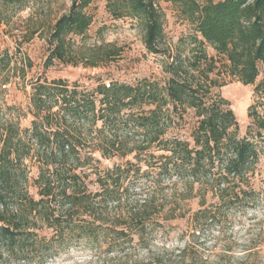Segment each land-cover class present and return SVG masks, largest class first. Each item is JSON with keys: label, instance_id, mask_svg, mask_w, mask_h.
Here are the masks:
<instances>
[{"label": "trees", "instance_id": "obj_1", "mask_svg": "<svg viewBox=\"0 0 264 264\" xmlns=\"http://www.w3.org/2000/svg\"><path fill=\"white\" fill-rule=\"evenodd\" d=\"M166 1L179 6L203 40L194 38L191 55L171 57L164 84L112 80L88 89L77 81L38 78L31 82L29 127L21 126L14 106L0 103V259L46 264L74 248L89 253V264H194L192 249L207 242L206 231L230 212L256 206L260 193L251 180L264 156V117L252 104L253 121L240 136L230 102L212 91L219 84L210 74L218 66L204 43L225 58L222 67L231 78L254 84L264 66V0ZM89 3L71 0L57 19L46 66L58 59L95 67L121 54L114 42L73 53L68 36L86 34ZM108 8L116 18L142 21L147 49L163 51V14L156 0H109ZM11 60L0 52L2 85L11 79ZM255 94L264 98V79ZM188 110L198 118L191 139L170 135ZM96 153L134 161L101 170ZM30 162L38 170L33 179ZM91 168L95 190L88 181ZM181 219L189 231L183 237L195 241L188 238L174 248V222ZM229 251L215 246L214 264L224 263ZM245 251L235 264L248 262L252 251Z\"/></svg>", "mask_w": 264, "mask_h": 264}, {"label": "rangeland", "instance_id": "obj_2", "mask_svg": "<svg viewBox=\"0 0 264 264\" xmlns=\"http://www.w3.org/2000/svg\"><path fill=\"white\" fill-rule=\"evenodd\" d=\"M206 1L208 0H198L200 4ZM108 3L109 0H90L86 11L92 16V23L86 34L68 36L71 39L73 53L103 42H114L121 49V54L115 60L95 67L67 64L58 59L50 66H46L53 47L49 41L51 29L57 19L68 11L71 0H25L12 6L0 3V52L7 51L12 58L9 66L10 81L2 85L0 80V103L14 106V114L22 116V127L31 125L33 118L29 113L31 82L38 78L43 80L62 78L70 83L77 81L88 89L94 88L99 81L109 83L112 80L136 84L143 79H150L164 84L169 77L165 65L172 61L171 57L177 54H182L183 57L191 55L190 49L196 44L193 43L194 38L203 40L196 30V24L182 14L178 5L171 1L156 0L163 14V33L159 43L163 51L150 52L145 44L144 23L137 18H116L109 11ZM204 46L207 53L217 60L218 67L210 76L219 86H215L212 91L230 102L239 122V134L246 136L253 121L252 117H249L250 106L254 104L255 111L264 117V98L255 94L256 86L264 79V66L260 64V75L254 84L244 85L224 71L222 63L227 61L223 56L209 43L205 42ZM197 120L194 111L188 110L184 119L179 120L170 135L179 134L191 139L190 134L197 125ZM252 132L256 133L255 127ZM96 158L99 161L94 164L101 170L116 164H124L130 159L134 161L132 156L103 158L100 153H96ZM87 172L89 186L95 190L96 174L92 168ZM37 174V167L32 164V179ZM251 183L260 193L256 206L243 211H232L221 225L206 231L211 232L205 235L207 242L202 245L199 243V247L192 249L190 256L194 264H214L216 259L212 251L215 246L230 248L229 255L223 260L224 263L219 264H235L238 255L247 252L245 251L247 247L251 248L252 256L246 264H264V156L255 169ZM30 192L38 198L36 186L31 185ZM191 206L194 210L197 209L198 200L191 201ZM174 223L176 228L173 231L175 233L171 247L183 246L188 238L195 241L189 234L183 237V232H189L186 220L181 219ZM195 249L198 253H195ZM88 255L89 253L84 250L73 248L46 264H89ZM0 264L26 263L0 259Z\"/></svg>", "mask_w": 264, "mask_h": 264}]
</instances>
